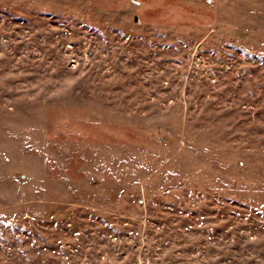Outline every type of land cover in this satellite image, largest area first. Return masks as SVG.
Instances as JSON below:
<instances>
[{"label":"rangeland","instance_id":"rangeland-1","mask_svg":"<svg viewBox=\"0 0 264 264\" xmlns=\"http://www.w3.org/2000/svg\"><path fill=\"white\" fill-rule=\"evenodd\" d=\"M0 264H264V0H0Z\"/></svg>","mask_w":264,"mask_h":264}]
</instances>
